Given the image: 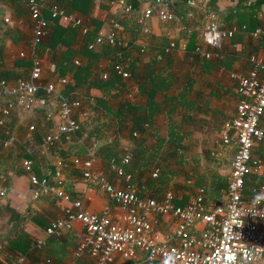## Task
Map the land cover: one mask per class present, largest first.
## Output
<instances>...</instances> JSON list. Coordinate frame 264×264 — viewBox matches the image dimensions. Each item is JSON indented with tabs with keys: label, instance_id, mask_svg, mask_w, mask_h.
Returning <instances> with one entry per match:
<instances>
[{
	"label": "crops",
	"instance_id": "obj_1",
	"mask_svg": "<svg viewBox=\"0 0 264 264\" xmlns=\"http://www.w3.org/2000/svg\"><path fill=\"white\" fill-rule=\"evenodd\" d=\"M54 1L56 0H40L47 14ZM236 1H210V11L217 13L218 22L222 27L234 25L233 21H229L228 15L229 8ZM21 2V0H0V71L24 72L25 68L18 64L17 60L22 57L28 59L34 57V50L29 47L33 39L32 21L27 7L23 2L21 5ZM178 7L173 5L177 15L176 20L160 21L152 18L149 25L151 32L144 34L142 26L137 29L139 27L135 21L136 16L125 14L121 5L96 0L93 17L102 22L97 33L109 30L112 20L116 19L123 20L121 22L123 34L128 39L132 40L137 33L136 47L132 49L127 59L131 67L137 70V76L135 82L130 81L129 90L126 88L122 93L116 87L107 92L98 87L92 88L87 93V96L91 97V104L85 103L76 109L74 116L81 125L78 141L88 150V158H93L92 170L115 179V175L108 168V161L98 154V149L107 144L110 137L120 136L125 140L126 145L131 146L130 143L128 144L130 130L125 128L118 131L117 117L114 113L126 97L137 102L140 108L151 112L153 118L147 128L145 142L147 150L143 154L149 163L146 166L144 163L147 162L143 160L138 163L133 172L135 182L139 192L143 193L142 196L161 199L167 191L172 190L176 195L177 204L185 205L193 199L199 188L205 189L207 200L226 195L236 145L224 144L221 133L225 122L235 115L238 103L237 82L231 74L248 69L249 57L252 54H264V41L253 37V29L241 31L231 39H225L219 46L211 47L212 58L203 59L195 53L194 45L189 44V40L194 34L196 44L201 42L200 29L205 23L208 9L195 6L193 10L195 16L187 18V14L182 13L186 7L182 9ZM260 8L252 7L248 10L257 13L258 22L260 21L262 25L258 15ZM75 13L82 17L85 26L89 29L95 27L91 17ZM6 18H9V21H6ZM124 22L126 24H123ZM189 27L193 30L191 33L187 31ZM83 38L84 35L78 32L69 41V46L59 45L60 54L67 53L69 56L68 62L72 60L78 61V64L84 62L74 53L81 49ZM171 41L175 42L176 48L167 53L164 50ZM185 43H187L186 49L183 48ZM101 48L103 47L95 50ZM40 58L43 63L41 82L56 83L60 94L65 88L60 78L70 80V72L61 75V68L52 62L50 51L43 52ZM85 62L88 61L85 59ZM89 62L90 73H101V70L109 65L110 59L102 55L99 58H91ZM77 93L83 94L86 91L79 87ZM58 94H54L52 99L46 98V102L41 94L29 110L17 102L9 115L2 112L5 100L0 95V141H10L8 146L0 147V185H3L1 178L7 179V184L3 185L7 193L5 196H0V227H2L0 236L4 239L3 243H0V258L8 257L12 263L18 256L9 254L4 247L9 240L16 237L25 244L29 240L33 243V249L30 247L29 252L33 253L34 257L30 263L26 261L28 264H45L43 259L45 256L51 258L46 264L50 260V264L90 262L87 254L81 257L75 255L81 233L79 231L82 228L80 222H74V228L63 235L46 234L47 223L62 216L63 207H70L71 203L61 201L53 194L35 198L29 174L22 166L24 158L32 159L34 165H38L43 170L49 159L54 165L58 159L69 157L64 172L66 192L73 198H80L83 207L88 211L101 212L109 205L114 215L121 212L106 192L95 184L84 181L80 166L73 162L76 156L70 155L67 149L69 144H65L62 153L60 151L54 153L56 148L52 152L44 151L42 138L45 134L56 131L59 122L57 114L59 101L55 103ZM45 113L55 115V123L49 130L43 125ZM126 121L125 123L130 126L131 120L126 119ZM31 125L35 126L33 130L30 129ZM262 126L264 127V118ZM172 135L178 138L177 144L171 141ZM149 156L150 158H147ZM253 156L261 158L263 166L259 171L248 176L244 188L246 199H250L264 186V141L255 146ZM158 166L166 176L167 186H162V189L149 186L152 182L151 175ZM152 221L155 227L163 232L175 228V220L172 216H154ZM35 226L40 227L41 231H37ZM40 239L46 240L45 249L35 246V241ZM139 256L144 257L143 254ZM126 263L127 261L120 254L116 255L114 264ZM20 264L25 263L23 261Z\"/></svg>",
	"mask_w": 264,
	"mask_h": 264
},
{
	"label": "built area",
	"instance_id": "obj_2",
	"mask_svg": "<svg viewBox=\"0 0 264 264\" xmlns=\"http://www.w3.org/2000/svg\"><path fill=\"white\" fill-rule=\"evenodd\" d=\"M110 4H119L125 14L136 11L129 0H105ZM147 5L137 9V22L142 26V33L151 32L152 18L160 21L177 19L173 5L187 3L201 8L208 7L209 0H147ZM96 2V0H95ZM43 5L39 0H28V13L32 21L33 46L42 41L50 31V19L43 15ZM51 19H58L64 25L78 27L85 35L89 28L85 26L82 17L75 12H69L64 6L53 3L50 6ZM205 23L200 29L201 42L195 47V53L203 59H211V47L219 46L225 39H231L236 26L222 27L214 11L207 10ZM258 15L262 25L256 28L254 38H264V3ZM193 18L195 12L189 11ZM9 21V18H6ZM193 30L188 28V33ZM130 42L123 34L121 21L112 20L107 31H100L95 39L88 44L90 50L104 45L118 49L127 47ZM187 43L183 45L186 49ZM176 48L174 41L169 43L166 52ZM33 68L28 78L17 80H0V95L5 100L3 114L9 115L18 102L29 110L36 103V96L41 88L45 90V98L58 94L56 83L41 82L43 63L40 57L34 56ZM78 63V61L76 62ZM249 67L245 70L232 72L231 76L237 82L238 103L235 115L225 122L221 133L222 142L226 145H236L231 161L227 192L224 197L207 200L204 188H199L196 195L185 205H178L175 193L170 190L159 199L152 196H141L134 182V173L128 171L134 156L132 149L126 145L119 159L108 162V168L115 175L110 179L106 174L92 170L93 158H73L75 165L80 166L82 177L86 183L95 184L120 208L119 214H113L108 205L101 212H91L83 207L80 198H73L66 192L65 168L68 162L64 159L56 161L54 172L47 171L39 176L34 171L32 159L22 160L23 168L28 172L33 186L35 198L53 194L61 200L71 203L64 209L62 216L53 219L45 227L48 236H60L74 227V222L82 224L83 230L75 248V255L81 257L87 254L90 262L87 264H114L116 255L120 254L126 264H264V186L250 199L244 196L247 177L260 170L263 160L253 156L256 145L264 141V54H252L249 57ZM117 74L128 78L131 76L120 63L114 66ZM103 78L108 74L104 73ZM66 84V78H60ZM136 88V87H135ZM134 88V89H135ZM59 95V94H58ZM57 114L59 122L56 131H51L43 137L42 146L49 152L63 139L68 143L80 129V123L74 116V111L81 107L78 99L60 98ZM34 125L30 126L33 130ZM113 137L108 139L111 142ZM9 140L0 141V147L8 146ZM161 168L156 167L152 173L158 176ZM7 193L0 185V196ZM172 216L175 228L163 232L155 227L152 217ZM45 239L35 242L42 249ZM143 254V258H140ZM23 256H18L12 264H20ZM75 264V263H73Z\"/></svg>",
	"mask_w": 264,
	"mask_h": 264
},
{
	"label": "trees",
	"instance_id": "obj_3",
	"mask_svg": "<svg viewBox=\"0 0 264 264\" xmlns=\"http://www.w3.org/2000/svg\"><path fill=\"white\" fill-rule=\"evenodd\" d=\"M21 1L23 2V4H25V6L28 9V0H21ZM210 1L208 2V7H207L209 11L211 10ZM22 2H21V5H22ZM54 2L57 4H60L61 6H64L69 12H73V13L77 12L81 15H84L85 17L87 16L91 17L92 23L95 24V27L93 29H89L88 33L84 35L81 49L74 52L76 53L77 57L78 58L80 57L84 62H80L79 64L76 63L75 60L68 62L67 60L69 59L68 58L69 56L67 55V53L66 55H64V53L60 54L59 45L65 44L69 46L70 45L69 41L78 32L80 33V29L78 27L64 25L58 19L52 20L51 12L49 11V14H47L46 9H43V15L46 18L50 19L51 21L50 31L48 35L42 41L37 43L35 46H33L32 44L33 39H34L33 37L31 45L29 47L33 48L34 50L33 56H38V57H40L41 54H43V52L50 51L52 53V62H54L57 67L61 68V75H65L66 72H70L71 74L70 80H68V82L65 84L64 90L55 99L56 100L55 103H57V101H59L60 98H67L68 100H73L75 98H78L81 102V106L84 105L85 103L91 104L90 103L91 97L87 96V93H89L90 90L95 87L101 88L104 92H107L109 89L114 88V87L119 89V92L121 91V93H122V90H126V88L127 90H129L130 81H132L133 83V81L135 82L136 80L135 76H137V70L131 67L127 59L129 58V55L132 49L136 47L135 41L138 37L137 33H136V36L132 37V40H130L128 46L124 47L121 50L111 45H104L103 48H101L100 50H90L88 48V44L95 39L96 35L98 34L97 32L100 29L101 23H102L96 17H93V11L96 6V2L94 0H65V1L56 0ZM129 2L136 9V11L131 13V15L136 16L135 21L137 22V17H138L137 9L142 3H144L143 5H147L148 1L147 0H129ZM262 3H264V0H255V1L237 0L236 3L229 8V15H228L229 21H233L232 23L234 25L232 26H236L237 28L235 34H238L241 31H246L249 29L255 30L256 28L261 26L260 21L258 22L257 13L249 12L248 9L252 7H256V9H259ZM51 4L52 2L49 4V6ZM175 5L179 6L178 8H181V9L184 6L187 8L186 9L184 7L185 10H182V13L187 14V18L189 17L188 16L189 11L194 10V6L187 3L186 1H183L182 3H176ZM116 20L123 22L122 19H116ZM217 20H218V16H217ZM123 24H126V23L124 22ZM137 26L139 27L137 29H140L141 25H139L138 22H137ZM187 31H188V28H187ZM195 40H196V36L192 34L190 36L189 44L192 43L194 45L193 46L194 49L197 45L196 44L197 42ZM258 40L264 41V38H259ZM164 51L166 52V48ZM102 55L109 57L110 59L109 65L105 67L103 70H101V73L99 72L90 73L91 65H90L89 60L95 57L99 58ZM85 59L88 61L87 63L85 62ZM65 61L67 62L63 63ZM17 63L21 64L25 68V71L16 72V73L6 71V70L0 71V80L2 79L17 80L19 78H28L33 68V58L28 59V58L22 57L19 60H17ZM118 63L122 64L126 70L130 71L131 73L130 77L125 78L117 74L114 66ZM103 72L108 74L107 78H103L102 76L104 74ZM79 87H82L86 91V93H83V94L77 93V89H79ZM41 94L43 96L42 99L45 100L44 102H46L45 90L43 88L39 90L36 96V100L40 97ZM114 115L117 117L118 131L119 130L121 131L125 128H128L130 130V135L128 136V144L130 143L131 146L129 145L128 146L134 152V156H133L131 164L126 166V169H128V171L134 172L138 166V163H140L141 160L147 162V163H144L145 166L149 163L147 160H145L146 157H143V154H144V151L147 150L145 147V142L147 139V128L150 125V122L153 118L152 114L148 110L140 108V105L137 104V102H134L131 98L126 97L123 100V102L120 104L119 108H117ZM54 116L55 115H53V113H45L43 125L45 128H47V130H49V128L53 126V124L55 123ZM126 119L131 120L130 126H128V124L125 123ZM80 133H81V127L69 143H67L65 139H63L61 144L58 143L59 145L57 144L58 146L56 145L57 147L55 146L53 148V149L56 148L54 153H57V151H60L62 153V150H63L62 148H65V144H69L67 149L69 150L70 155L87 159L88 150L79 143L78 138H77V136L80 135ZM170 139L171 141L175 142V144H177L178 138L176 136L172 135L170 136ZM42 141H43V138H42ZM126 144L127 143L125 142L124 139H122L120 136H116L115 138L112 139L111 142H108L107 144H104L103 146H101L98 149L99 151L98 154H100L108 162H110L112 159H119L121 158L124 152V147L126 146ZM53 149H51L50 151L51 152L54 151ZM68 158L69 157H66V158L62 157V159L66 161L69 160ZM147 158H150V156ZM72 165L74 164L72 163ZM55 169H56V164L53 165L51 163V159H49V163H47L46 168H44L43 170H41L38 165L37 166L34 165V171L39 176H44L45 174H47L48 170H51L52 172H54ZM151 177H152V182H150L149 186H152V187L157 186L158 189H162L164 186H167L165 183L166 176L164 172L162 171V169L160 170L158 176L153 177L151 175ZM1 182L3 185H6L7 179L1 178ZM134 182H135V178H134ZM139 194L141 196L143 195L141 191L139 192ZM65 208L66 206L63 207L62 209L63 213H64ZM47 225L49 224L47 223ZM81 227H82V224H81ZM82 230H83V227L80 229L79 232H82ZM52 239H55V237H52ZM32 244L33 243L31 242V240L27 241V244H25V242H23L21 239L16 237L12 240H9L4 248L7 249L5 251H8L9 254L11 253L13 256H21V255L25 256L24 263L28 264L30 263V260H33V257H34L33 253L29 252V250H31L30 247L33 249ZM43 259L45 260L44 262L46 264V261L48 262V259H51V258H48V257L46 258L45 256V258ZM26 261H28V263H26ZM50 261L47 264H50L51 263ZM11 263L12 261H10V258L8 257L0 258V264H11ZM87 263L89 262L87 261ZM80 264H82V262Z\"/></svg>",
	"mask_w": 264,
	"mask_h": 264
},
{
	"label": "rangeland",
	"instance_id": "obj_4",
	"mask_svg": "<svg viewBox=\"0 0 264 264\" xmlns=\"http://www.w3.org/2000/svg\"><path fill=\"white\" fill-rule=\"evenodd\" d=\"M7 191V190H6ZM0 229H2V227H0ZM35 229L37 230V231H41V228L40 227H38V226H35ZM6 237H8V235L6 236ZM3 241H4V239L3 238H1V236H0V243H3Z\"/></svg>",
	"mask_w": 264,
	"mask_h": 264
}]
</instances>
